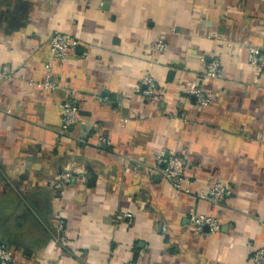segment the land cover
<instances>
[{
	"label": "crops",
	"instance_id": "obj_1",
	"mask_svg": "<svg viewBox=\"0 0 264 264\" xmlns=\"http://www.w3.org/2000/svg\"><path fill=\"white\" fill-rule=\"evenodd\" d=\"M53 31L77 40L62 62L51 60ZM249 45L264 52V0H0V240L17 264H254L264 78ZM212 59L220 76L199 79ZM145 74L152 97L140 92ZM196 81L206 106L187 92ZM66 93L79 97V121L65 134ZM161 148L184 159L187 190L154 166ZM213 183L229 196L198 198ZM199 213L220 230H197Z\"/></svg>",
	"mask_w": 264,
	"mask_h": 264
},
{
	"label": "built area",
	"instance_id": "obj_2",
	"mask_svg": "<svg viewBox=\"0 0 264 264\" xmlns=\"http://www.w3.org/2000/svg\"><path fill=\"white\" fill-rule=\"evenodd\" d=\"M74 2L86 1V0H73ZM77 44V40L70 36L69 34L53 31L49 38V51L51 60L57 59L62 62L65 56L74 49ZM153 48L162 52L165 49V43L162 39L157 38L152 43ZM248 63L258 70L259 74L264 78V52L257 46L249 45L247 47ZM50 64L47 63V71L50 70ZM219 62L217 59H212L204 68L198 73L199 79H204L207 77H219L220 72ZM1 73V72H0ZM48 74L46 77H48ZM199 81V80H198ZM198 81L193 82L188 88L187 92L195 98V102L199 106H206L211 102L209 96H207L202 87L199 85ZM41 85L47 90H56L58 86L54 83L49 82V78H46ZM156 90V82L152 75L145 74L141 80L140 92L145 97H152ZM60 113V126L61 132L68 133L69 129L76 125L79 121V97L76 94L66 93L59 104ZM99 142L109 143V141L100 136ZM154 166L160 172L161 176L168 181L173 188L178 190L184 189V185L187 181L186 173V163L184 159L175 151L167 148L159 149L154 157ZM72 169L67 170L62 176L59 186H65L70 182L72 176ZM231 190L228 186L221 183H213L204 192H198L197 196L200 199H206L216 203H220L225 197L229 196ZM130 220L129 214H123L121 220ZM191 224L200 230L202 227H208L210 232H217L220 230V221L218 216L212 214H194L191 219ZM63 220L59 219L58 231H63ZM252 261L254 264L264 263V248L257 247L253 249ZM0 264H17L13 257L11 250L8 248L7 244L0 240ZM123 264H139L136 261H126Z\"/></svg>",
	"mask_w": 264,
	"mask_h": 264
}]
</instances>
